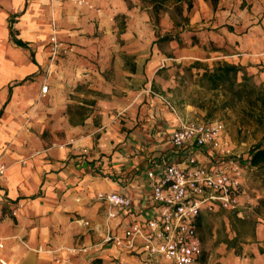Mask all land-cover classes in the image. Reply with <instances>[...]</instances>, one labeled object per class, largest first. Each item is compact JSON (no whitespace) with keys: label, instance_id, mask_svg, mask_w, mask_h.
<instances>
[{"label":"crops","instance_id":"crops-1","mask_svg":"<svg viewBox=\"0 0 264 264\" xmlns=\"http://www.w3.org/2000/svg\"><path fill=\"white\" fill-rule=\"evenodd\" d=\"M85 1L91 8L0 0V258L9 264H144L103 242L97 196L133 200L121 227L155 214L147 172L171 155L181 121L196 118L160 98L173 99L182 68L229 64L264 78V0H193L159 14L143 0ZM54 34L73 52L53 61ZM252 240L243 264H264V222Z\"/></svg>","mask_w":264,"mask_h":264},{"label":"built area","instance_id":"built-area-1","mask_svg":"<svg viewBox=\"0 0 264 264\" xmlns=\"http://www.w3.org/2000/svg\"><path fill=\"white\" fill-rule=\"evenodd\" d=\"M54 1V0H51ZM77 6L91 5L70 0ZM51 59L73 52V47L54 34L50 39ZM49 87L42 88L46 95ZM174 113L176 108L168 103ZM171 155L162 166L147 172L155 214L130 219L121 227L119 216L129 212L133 200L121 194L97 196L106 206V235L103 242L138 257L144 264H206L200 227L204 216L220 211L239 212L247 195V154L229 141L220 120L189 118L172 134ZM7 167L0 162V179ZM0 203V215L2 214ZM18 209L12 211L17 216ZM118 222L120 231L115 230ZM89 225V223H85ZM4 244L0 241V250ZM86 252V249H83ZM0 264H9L0 258Z\"/></svg>","mask_w":264,"mask_h":264},{"label":"rangeland","instance_id":"rangeland-1","mask_svg":"<svg viewBox=\"0 0 264 264\" xmlns=\"http://www.w3.org/2000/svg\"><path fill=\"white\" fill-rule=\"evenodd\" d=\"M213 69L205 67L199 73L193 68H182V82L173 99H160L171 111L168 103L177 110L192 106L196 118L223 121L229 141L246 155L264 139V78L249 76L257 88L256 94L233 97L222 89L212 91L206 82H200L204 72ZM244 74H239V82ZM45 85L44 81L42 87ZM44 137H51V132H45ZM245 186L247 195L239 212L220 211L203 217L200 233L206 264H225L227 258L231 264H243L249 255V246L258 243L249 238L254 237L257 225L264 222V168L249 171Z\"/></svg>","mask_w":264,"mask_h":264},{"label":"trees","instance_id":"trees-1","mask_svg":"<svg viewBox=\"0 0 264 264\" xmlns=\"http://www.w3.org/2000/svg\"><path fill=\"white\" fill-rule=\"evenodd\" d=\"M153 5L154 12L159 14L166 6H176L177 12L181 11L180 4L186 2L188 9L193 7V0H143ZM242 69L237 66L222 64L213 70H206L200 78L202 84L212 91L224 90L233 97L243 98L244 96L254 95L257 92L256 86L252 83L251 77L244 74L242 81L239 82V74ZM245 165L250 170L264 168V139L263 142L253 147L245 158ZM264 204V201H263ZM205 260V257L204 259Z\"/></svg>","mask_w":264,"mask_h":264}]
</instances>
